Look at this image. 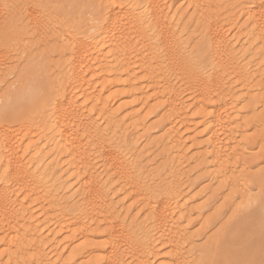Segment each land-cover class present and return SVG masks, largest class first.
<instances>
[{"label": "bare ground", "instance_id": "1", "mask_svg": "<svg viewBox=\"0 0 264 264\" xmlns=\"http://www.w3.org/2000/svg\"><path fill=\"white\" fill-rule=\"evenodd\" d=\"M183 1L200 20L198 34L193 38V42L199 43L196 50L186 51L185 41L176 35L174 21L179 12L178 8L172 10L171 0H93L91 19L81 18L79 27L66 28L52 38L51 48L58 62L51 65L55 73L51 91L33 97L31 103L22 100L15 107H0V257H8L4 263L0 258V264H51L50 254L62 264H76L92 257L85 264L196 263L201 252L196 242L201 236L190 234L184 225L190 224L195 212L180 191L185 173L182 167L178 169V165H189L190 158L181 152L183 135L175 130L176 121H172L203 128L200 140L196 134V139L192 138L199 140L195 145L197 157H194L200 160L198 171L215 181H228L231 178L227 174L231 169H228L239 152L234 149L237 145H231L237 142L236 125L242 119L236 104L238 90L229 86L228 78L234 77L235 83L248 94L254 87L250 83L264 64V3L242 0L241 13L226 19L225 24L237 29L230 37L219 20H205L207 12L203 10L210 6L204 0ZM232 4L229 5H236ZM101 13L103 23L97 24ZM33 14L24 21L30 18V31L38 39L32 36L24 39L16 57L31 58L34 51H43L39 38L49 28L50 20L40 19L39 13ZM241 18L244 21L239 24ZM14 23L11 19L6 23L0 17V84L10 70L3 67L4 63L15 59L11 47L3 40ZM199 51L204 53L196 60L192 55ZM203 62H207L202 68L204 71L200 70ZM136 70L146 74L147 80L137 79ZM179 75L186 76L189 85L186 89L192 90V113L185 105L189 99L183 102L181 91L171 87L175 81L172 80H178ZM115 78L119 82L124 79L123 84L127 81L125 85L132 89L130 94L134 96L140 94L141 98V94L150 91L166 114L161 126L164 135L156 141L165 151L166 165L157 168L158 182H152L153 185L143 184L139 171H130L131 166L116 154L114 147V152L105 151L109 148L104 146H107L108 132L120 129L116 113L110 112L115 97H105L109 90L105 85H110ZM37 112H42L38 124L26 122L25 117ZM99 121L105 123V128H101ZM12 123L20 124L18 131L12 128ZM132 125L140 128V123ZM41 141L44 143L40 144ZM96 158L100 161L102 178V172L92 171L91 162ZM148 173L144 175L149 178ZM67 174L74 180L75 190L70 193L73 196L57 197L66 189L60 183L66 185L68 181L63 177ZM48 182L51 188L55 184L59 187L49 189L44 186ZM117 185L128 188L132 197L141 198L137 202H142L139 203L142 207L134 220H126L130 210L124 217L115 213V203L108 190ZM53 191L55 198L51 195ZM39 200L42 202L38 203ZM34 203L38 205L37 215ZM39 216H43L41 221ZM48 221L54 226L48 233L53 237L50 241L42 233V226ZM93 226L96 229L92 232ZM101 227L103 231L99 230ZM75 233L84 242L62 260L67 246L57 238ZM227 238L224 253L220 255L221 264H264V198L251 211L241 209L235 214L228 224ZM89 239L99 242H89ZM46 248H50L49 254L45 253Z\"/></svg>", "mask_w": 264, "mask_h": 264}, {"label": "rangeland", "instance_id": "2", "mask_svg": "<svg viewBox=\"0 0 264 264\" xmlns=\"http://www.w3.org/2000/svg\"><path fill=\"white\" fill-rule=\"evenodd\" d=\"M182 1L183 0H171V3H173V7H174V8L172 7V10L178 8L177 13L179 12L178 13L179 15L176 16L174 21L175 23L174 25H176L174 30L175 32H177L176 35L180 36V40L185 41L183 47L185 46L184 48H186L185 49L186 51H189L191 49L196 50L197 47L199 46V43L193 42V38L198 34L200 20H198L196 14L193 13V9L192 8L190 9V7H188V5H186V3ZM231 1L232 0L229 1L204 0V2H206L205 4L210 6V9L206 7L205 8L206 10L205 9L203 10L207 12L205 20H208L210 22L213 21L218 22L219 20L220 25L226 27L225 29L230 32L229 35L230 37L237 32V29L236 26L225 24L227 23L226 19L236 14V12L240 14L241 12L239 10V6L240 3L243 2L242 0H239L235 3L236 0H233L232 1L234 2L233 4H236L233 5ZM256 1L258 2V4L264 3V0H256ZM92 3L93 0H0V17L5 19L6 23L8 22L9 19H11L12 22L13 21L15 22L14 23L15 26L11 30H9L7 34L4 35L5 37L3 39L5 43L9 45L11 47V50L14 52L13 53L11 51L12 52L11 54H13V56H15L17 51L20 52V43L24 39L29 38L31 36L36 38L33 35V32L30 31V27H31L29 23L30 18H28V22L24 21L25 19L27 20L28 16L30 17V14L32 15V12L35 14V15L33 14V16H36V13H39L38 14L39 18L41 17L40 19L44 20L45 18L46 21L47 19L50 20L48 22L50 29L47 28L46 31L43 30L44 32L42 33L43 36H41L42 38H39L44 45L43 51L41 50H39V52L34 51L31 58L30 56H27V58H25L24 56L22 57L15 56V59L13 58L12 60L7 61V63L6 62L4 63L3 67L5 68L9 67L11 71L10 70L8 71L9 74H6V79H4L3 83L0 84V107L4 105H8V106L14 105L15 107L16 104L22 100L29 101V103H31L33 97L42 95L43 93L47 94L49 90L51 91L52 81H54V74H55L53 73L54 71L51 70V65L52 62H56V63L58 62V57H56V53L51 48L53 45L52 38L54 35L59 36L60 34H62L63 30L66 28L74 27V26L79 27V22L81 18L85 20L91 19L92 13L94 11ZM229 4H232L233 6H230ZM228 6L230 7L228 8ZM235 6L236 9L234 8ZM86 16L87 17L89 16V18L87 19ZM243 21L244 18H241L239 24H241ZM24 33L26 35H24ZM63 35L64 37L69 36L68 34H63ZM36 39H38V37ZM46 40H49V42ZM27 42L28 41H25L26 44ZM236 49L238 50L239 47H236ZM50 50L52 51V53H48L50 52ZM40 52H42L41 55H39ZM202 52L204 53V51L196 52L195 54L192 55V57L194 56V58L196 57V60H199L200 58L198 57L201 56L200 53ZM249 59L251 60V58ZM203 63L201 64V66L202 65L204 66L201 67L200 69L202 71H204L203 69L207 66V62H203ZM262 65L264 64H261V66L259 67V74L254 75V78L252 79V81L253 80L254 81L253 82L251 81L252 83H250V86H254L253 87L254 89L252 88L249 94L246 93L245 90L240 89V86L235 83L236 79H234V77L230 76L228 78L229 83L231 82L229 86L230 87L232 86L231 88L234 91L238 90L236 91V99H237L236 104H238L237 111L241 113L240 116L242 118L236 125L238 126L236 128L237 131L235 133V140L237 142L233 140L232 143L233 144L235 142L236 143L234 145H231L234 147L237 145V147H235L234 149L239 152H237L238 153L237 159L234 160L233 165H231L228 169V170L231 169V171H229V173L227 172L228 176L229 177L231 176L232 178V179L231 178L228 179L230 184H228L229 183L228 181L223 182V179H221L222 180L221 182L220 179L219 181H215L212 178H208L206 175L198 171L197 165L200 160H198V158L194 159V157H197L196 155L198 153L195 145L198 143L200 138L203 137L204 134L203 128L199 126V128L196 127L197 128L196 129L195 126L191 123H189L190 125L189 126L188 124L186 125L185 123L181 124L179 120L172 121V123L176 121L174 123L175 124L174 128L177 125L176 126L177 129L175 128V130L179 131L181 136L183 135L181 141L182 143L180 146L181 148H183V151L181 150L180 151L187 153V155L189 154L187 157L190 158L189 165L184 163L181 164V166L178 165L179 168L178 167L177 168L180 169L182 167L183 168V169L181 168L182 172L185 173L182 177L183 179L181 178L182 181H180L183 183V185L181 183L182 190L180 188V191H182V195L184 194L183 197L185 196V198H188L187 201L189 203H192L189 204V206L195 212L190 219V224L187 225L185 223L184 225L188 226L187 228H189L190 234L201 236L199 240L196 242V245L199 248H201V252L197 255V257L199 258L195 264H221L220 255L221 253H224V248L226 244L225 241H227L228 239L227 227L229 222L231 221V219H233V217L238 211H240L241 209H244L245 212L251 211L254 207L258 205V203L261 202V199L264 198L262 197L264 192V66ZM252 69L253 68L250 66L249 71H251ZM136 71H138L136 72L137 74L136 73H135L136 75L134 73L133 74L137 77V79L141 81L147 80L146 74H142L141 72H139V70ZM186 79H187L186 76L179 75L178 80L177 79L172 80L175 81L171 83V87L174 88V90L177 89L178 92L181 91L180 98L182 99L183 102L185 101L186 103V101L189 99L188 101L190 103L187 101L188 103H186L185 105H186V109L188 110L190 108L188 111L192 113L191 110H193V107L191 104L192 102L190 101L191 100L190 98L192 97L191 96L192 90L190 91L186 89L187 87H189V85L187 84L188 80ZM121 81L119 82L115 78L110 82V85L109 83L105 85V86L108 85L107 88L110 90V91L108 90V92L106 91L107 93H105V97H109V98L115 97V101L112 102L110 106L111 107L110 112L116 113L115 119L117 121V124L119 123L118 126H120L119 127L120 129L114 128V131L110 130L108 132L109 137L106 138L108 141L105 143L107 144V146L106 145L104 146L105 148L109 147L110 149L109 148L105 149V151L112 150V152H114L115 149L116 154H118L121 158L124 157L123 159L126 160V163L131 166L130 169L132 170L130 171H132L133 173L136 170H138L140 176L142 174L143 176L146 177L147 174L146 175L144 174L149 172L150 173V174L148 173V175H150L149 178L148 176L146 178L139 176V179L141 178L140 180L141 182L143 181V184H145L146 182V184L153 185L154 183L152 182L155 183L158 182L157 181L158 176L157 173H155L157 168L159 167L163 168L166 165L164 158L165 151L162 147H159V144L156 143V141L164 135L163 134L164 132L161 130V126L163 120L166 117V114L164 111H161L160 102L158 100H155L154 97H152L151 95L152 93L150 91L149 93L146 92L145 90V92L147 94L149 93L150 95L148 94L147 96L146 95L144 96V94H146L144 93L141 94V98L139 93H138L139 95L135 93L134 96L130 94L132 89L129 88V86L125 85L127 81L124 84L123 82L125 80L123 79V81L122 82ZM233 83H235L237 87ZM122 84L125 86H123ZM259 90L263 92H260ZM260 94H263V96L261 97V99L258 100ZM21 97H24V99ZM144 98H146L147 100L145 101ZM142 99H144V101H142ZM188 105H191L192 108L188 107ZM190 112L188 113L190 114ZM41 115L42 112H37L32 116L25 117L26 122H31L32 125L33 124L36 125L39 123ZM133 123H140V128L135 129V127L132 125ZM99 124L101 128H105V123L99 121ZM11 126L14 130L17 131L20 128V124L12 123ZM195 134L197 138H199V140H192ZM236 134L238 137L236 136ZM109 138H112L111 139L112 141ZM41 142L40 144L44 143ZM110 146L112 147V149ZM174 154L175 153L171 155ZM46 161L48 162L49 160ZM98 162L99 164H97ZM91 163H92L91 166L93 168L92 171L96 169L97 170V171L95 170L96 174L102 172L100 173L101 175L100 178H102L103 171H101L102 168H100V161H98V158L92 160ZM142 170H144L145 172L144 171L142 172ZM151 172H153L154 175ZM67 175L68 176L65 175L66 177L65 176L63 177V180H65V182L68 181L66 185L63 182L60 183V186L62 184L61 187H66V189L65 191L62 192V194H60L57 197L73 196L72 194L70 195V193H74L73 191L75 190V186L73 184L74 180L72 181L70 175L69 174ZM164 175H167V173L166 174L164 173ZM59 176L60 173L58 177ZM67 178L68 180H66ZM152 178L154 180H152ZM237 180L239 182H237ZM50 185L51 183L48 182L44 186L49 187ZM228 185H230V187ZM120 186L117 185L114 187V189L113 187L110 188L113 190H108V194H110L109 196L112 199L113 205L115 203L114 205L115 213L119 216L121 215L122 217H124L126 216L125 215L126 211L130 210L129 216H126V218H128L126 220L129 221L134 220L137 217L136 214L140 211L142 207L140 205L142 202H139L140 204L137 202V200H140L141 198L139 199L138 197L135 198L134 195L132 197L130 195L131 193L127 192L128 188L125 189L122 185ZM58 187L59 184H55V186L52 185V188L49 187V189H57ZM54 193L55 192L53 191L51 195L54 196L55 198L56 194ZM54 198L52 197L51 199ZM131 198H134L135 200ZM41 200H39L38 203L42 202ZM135 202L138 203V205ZM35 204L36 203L32 204V206L35 207L34 206ZM37 206L38 205L36 204L35 207L36 212L34 211L36 215L38 213L37 212L38 210H36L38 209ZM47 208L48 205L46 206V209ZM33 210L34 208L32 209V211ZM40 217L41 216H39L38 218L41 221L43 219V216L41 217L42 219ZM42 227H43V231H42L43 238L44 236L47 235L48 240L49 241L52 240L53 237L48 235L50 230L54 228V226H52V222L49 223L45 222ZM95 229L96 227L93 226L91 227L90 231L93 232ZM99 230L103 231L104 227H101ZM96 240L97 239L90 240L89 242L91 241L99 242ZM57 241H62V244L66 242L65 245L67 246V250L62 256V260H65L73 249L80 246L84 242L82 239H80L77 236L76 233L69 235L68 234L61 235L59 238H57ZM50 251H51L50 248L49 249L46 248L45 253L49 254ZM50 256L51 254L49 255L50 258L49 262H51V264H62L59 260L58 261L56 260V257L52 258ZM92 258H88L86 260L83 259L84 261L80 260L78 261L80 263H76V264H85ZM1 259L3 260L2 262L4 263L7 262L8 257L6 255H3ZM154 263L156 264L157 261Z\"/></svg>", "mask_w": 264, "mask_h": 264}, {"label": "snow or ice", "instance_id": "3", "mask_svg": "<svg viewBox=\"0 0 264 264\" xmlns=\"http://www.w3.org/2000/svg\"><path fill=\"white\" fill-rule=\"evenodd\" d=\"M7 7V5H6ZM103 23V13H101L100 19L97 21V24Z\"/></svg>", "mask_w": 264, "mask_h": 264}]
</instances>
